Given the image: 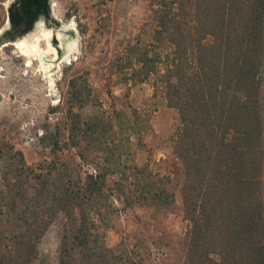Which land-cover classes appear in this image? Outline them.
<instances>
[{"label": "trees", "instance_id": "trees-1", "mask_svg": "<svg viewBox=\"0 0 264 264\" xmlns=\"http://www.w3.org/2000/svg\"><path fill=\"white\" fill-rule=\"evenodd\" d=\"M146 2L115 68L177 113L178 188L133 158L151 130L141 112L85 107L73 85L66 134L41 139L48 159L0 138V264H37L53 226L56 264H264V0ZM177 195L176 247L138 233L106 245L120 211L172 212Z\"/></svg>", "mask_w": 264, "mask_h": 264}, {"label": "rangeland", "instance_id": "rangeland-1", "mask_svg": "<svg viewBox=\"0 0 264 264\" xmlns=\"http://www.w3.org/2000/svg\"><path fill=\"white\" fill-rule=\"evenodd\" d=\"M146 1L53 0L55 17L74 28L78 36V54L57 76L59 99L55 103L50 101L47 77L39 61L22 55L13 42L0 47V138L21 151L28 164L50 157L41 141L45 134L58 138L66 134V111L76 103L71 93L75 85L86 90L78 102L85 107L141 112L151 130L133 158L169 177L178 188L181 165L171 148L177 113L152 98L150 84L126 83L115 68L125 42L135 37L143 22ZM8 2L0 0V30L6 22ZM116 206L121 209L119 203ZM186 227L177 195V208L172 212L158 214L141 206L120 211L113 216L105 240L112 248L124 235L156 234L161 239L159 249L166 251L177 246ZM58 243V228L53 226L42 240L37 264H56Z\"/></svg>", "mask_w": 264, "mask_h": 264}, {"label": "water", "instance_id": "water-1", "mask_svg": "<svg viewBox=\"0 0 264 264\" xmlns=\"http://www.w3.org/2000/svg\"><path fill=\"white\" fill-rule=\"evenodd\" d=\"M12 0H9L8 6ZM7 6V8H8ZM7 12L6 22L0 30V37L2 30L7 26ZM59 32L56 33V44L51 41L52 31H45L37 26L36 30L22 39L13 42L24 53L37 59L41 64L44 76L48 81V95L52 103L59 99L56 89V79L65 64L74 59L78 54V36L77 31L71 26L62 23ZM6 43L0 42V47Z\"/></svg>", "mask_w": 264, "mask_h": 264}, {"label": "flooded vegetation", "instance_id": "flooded-vegetation-1", "mask_svg": "<svg viewBox=\"0 0 264 264\" xmlns=\"http://www.w3.org/2000/svg\"><path fill=\"white\" fill-rule=\"evenodd\" d=\"M53 0H12L7 8V26L0 42H15L32 34L37 26L52 31L51 41L56 44V33L62 25L54 15Z\"/></svg>", "mask_w": 264, "mask_h": 264}, {"label": "bare ground", "instance_id": "bare-ground-1", "mask_svg": "<svg viewBox=\"0 0 264 264\" xmlns=\"http://www.w3.org/2000/svg\"><path fill=\"white\" fill-rule=\"evenodd\" d=\"M16 46H17V45H16ZM17 48L20 50V52L22 53V55H24V56H30V55L24 53V52H23L18 46H17Z\"/></svg>", "mask_w": 264, "mask_h": 264}]
</instances>
